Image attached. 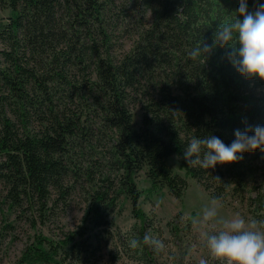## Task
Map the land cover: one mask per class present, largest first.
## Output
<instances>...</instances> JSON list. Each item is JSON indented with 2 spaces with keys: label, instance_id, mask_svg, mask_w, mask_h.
Instances as JSON below:
<instances>
[{
  "label": "trees",
  "instance_id": "obj_1",
  "mask_svg": "<svg viewBox=\"0 0 264 264\" xmlns=\"http://www.w3.org/2000/svg\"><path fill=\"white\" fill-rule=\"evenodd\" d=\"M237 6L238 0H0L10 10L0 18L1 203L45 210L52 189L65 200L80 188L86 227L106 226L122 195L145 221L136 176L144 171L153 189L183 197L189 183L175 171L176 157L213 199L230 195L264 220V149L209 168L182 155L194 136L230 143L235 129L264 124V79L238 72L230 46L203 48ZM126 35L136 36L132 47L116 54ZM64 245H78L74 234L58 244L39 239L23 258L58 264Z\"/></svg>",
  "mask_w": 264,
  "mask_h": 264
},
{
  "label": "rangeland",
  "instance_id": "obj_2",
  "mask_svg": "<svg viewBox=\"0 0 264 264\" xmlns=\"http://www.w3.org/2000/svg\"><path fill=\"white\" fill-rule=\"evenodd\" d=\"M9 14V9L0 8V18ZM135 37L122 38L115 53L128 51ZM131 110L135 124L141 125L140 105L132 104ZM176 161V157L171 158L175 171L184 175L189 183L183 197L173 196L166 187L153 189L144 171L136 176L142 192L139 208L146 215L145 221L132 212L126 195L119 198L118 207L108 217L106 226L91 229L83 225L86 194L80 188L65 200L52 189L45 210L37 204L10 207L1 203L3 194L0 192V264H30L23 258L27 247L42 238L58 244L72 234L78 245L60 247L58 264H199L201 259H206L207 264H227L226 258L210 254L205 233L219 231L221 217L239 214L247 221L256 220L262 230L264 220L255 217L245 202L230 195L225 197V202L213 199ZM213 205L217 216L201 223L203 211ZM83 229L85 233L80 236L78 233Z\"/></svg>",
  "mask_w": 264,
  "mask_h": 264
},
{
  "label": "clouds",
  "instance_id": "obj_3",
  "mask_svg": "<svg viewBox=\"0 0 264 264\" xmlns=\"http://www.w3.org/2000/svg\"><path fill=\"white\" fill-rule=\"evenodd\" d=\"M238 0L233 16L221 23L213 34L212 45L204 44V49L213 45L230 46L228 59L235 68L248 78L264 79V0ZM200 51L195 48L192 54ZM264 149V124L246 125L242 130H234L230 143L215 134L194 136L183 147V158L190 165L203 168L215 167L218 162L239 160L246 151ZM217 216L216 206L206 207L201 223ZM220 230L205 233L210 254L226 258L227 264H264V230L256 220L247 221L236 214L221 217ZM199 264H207L201 259Z\"/></svg>",
  "mask_w": 264,
  "mask_h": 264
}]
</instances>
